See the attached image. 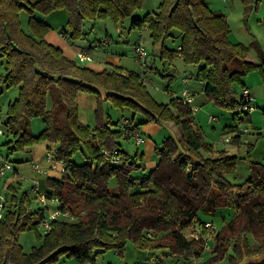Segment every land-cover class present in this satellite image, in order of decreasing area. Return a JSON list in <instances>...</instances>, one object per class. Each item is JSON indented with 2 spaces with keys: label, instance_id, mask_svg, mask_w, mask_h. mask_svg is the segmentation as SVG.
<instances>
[{
  "label": "trees",
  "instance_id": "obj_1",
  "mask_svg": "<svg viewBox=\"0 0 264 264\" xmlns=\"http://www.w3.org/2000/svg\"><path fill=\"white\" fill-rule=\"evenodd\" d=\"M258 1L242 0L245 7L251 5L255 10ZM142 3L0 0L2 82L6 89L18 91L1 121L4 136L0 142L5 139L3 146L10 154L42 142L56 144L55 160L64 164V172L47 180L45 192L47 198L59 200L61 211L73 217L51 221L50 230L40 237L41 244L24 253L17 243L18 234L37 233L45 211H27L28 198L13 197L15 209L0 220V264H54L62 256L76 264H96L109 250L122 256L128 242L140 251L160 250L161 255L179 258L183 264L194 256L202 258L200 264L223 259L227 264H264V164L249 160L244 182H231L228 175L236 174L238 157L217 151L204 141L189 106L175 98L158 103L137 73L124 74L120 68L96 73L78 66L45 40L51 27L35 17L65 11L66 25L59 34L73 44L87 35L86 22L122 24ZM21 12L27 16L29 33L22 28ZM130 26L147 29L152 46H160L162 56L179 57L186 65L198 66L196 79L215 105L227 110L240 107L248 117L240 98L242 79L257 72L264 83V51L256 43L251 45L261 60L257 63L247 46L231 42L225 16L212 11L205 0H161L153 17L147 14L132 19ZM175 37L180 39L177 48L165 49L164 42ZM99 90L106 93L113 107L129 110L132 116L122 115L121 122L113 123L108 116L105 119L99 101L95 125L80 122L77 96ZM137 114L142 117L138 122ZM33 118L42 121L37 135L30 127ZM123 119L138 128L168 123L178 132L177 139L166 137L154 147L156 165L139 179L133 173L142 169V154L136 151L130 156L123 149L122 143L133 141L130 132L122 129ZM230 131L234 132L232 141L239 145L245 133L236 125ZM103 151L117 152V164L105 161ZM78 152L84 155L82 164L73 161ZM225 208L233 210L230 219L222 217L216 225L213 218ZM195 221L215 226L211 252L202 242L186 238ZM161 255L149 262L163 264Z\"/></svg>",
  "mask_w": 264,
  "mask_h": 264
},
{
  "label": "rangeland",
  "instance_id": "obj_2",
  "mask_svg": "<svg viewBox=\"0 0 264 264\" xmlns=\"http://www.w3.org/2000/svg\"><path fill=\"white\" fill-rule=\"evenodd\" d=\"M209 8L218 13H222L230 27V34L228 36L229 40L236 43H242L248 45L252 42H256V45L264 49V3L263 0L258 1L257 10L253 6L245 7L242 0H205ZM161 0H143L142 7L137 10L132 18L126 19L122 24H114L110 20L97 21L94 24L91 22H86L84 25V31L87 32V40H80L75 42L77 48H72L74 43H69L66 45V50L68 52L65 56H69L70 60H73L78 66L88 67L90 64L105 66L106 63V52L115 51L119 54L121 63L120 69L127 70L129 72L137 73L139 76L142 72H146L145 68H142L140 64L133 57V47L136 44L142 45L147 53V62L151 64V60H154L155 69L146 72L145 84L149 94L158 103L166 104L171 98L176 94H180L183 90H187L193 95L195 94L196 101H193V105L198 108L196 112L193 113L194 122L198 130L202 133L203 139L206 143L211 144L213 148L217 151L224 150L228 154L235 155L238 157V168L234 175H228L231 182L235 184H241L248 176L247 163L248 161L259 162L264 164V134L262 136H256L258 132L264 133V83L261 76L257 72H252L242 79V84L247 88H250V92L253 94L254 98V110L249 112L248 117H244L241 113V108H235L234 110H227L215 105L211 100L203 94L202 88L197 89L196 84L199 82L196 79L198 66L186 65L183 63L181 58H160L161 47L152 46V42L147 29L131 28L132 19H143L144 16L149 14L151 17L157 12V8ZM253 5V4H252ZM251 6V7H250ZM35 17L46 22L50 27L51 31L59 34V31L66 25V13L63 10L56 11L51 14L41 15L35 14ZM20 19L22 23V28L24 32L29 33L27 27V16L24 12L20 13ZM46 37V36H45ZM109 39V45L104 46V42ZM92 41L93 48L90 52V60L85 62H80L77 57V52L79 47L87 48L89 43ZM180 39L175 37L174 39H168L164 42L165 49L174 50L179 45ZM60 44V40H57ZM72 45V46H71ZM107 50V51H106ZM253 50V48H252ZM63 53L65 51H62ZM255 55V54H254ZM68 58V57H67ZM108 66V65H107ZM167 73L169 76L164 75ZM4 59L0 58V117L4 118L7 106L12 102L18 94L17 88L12 87L6 89L3 82L2 76H4ZM145 75V74H144ZM183 78H188V80L194 81L189 85L183 83ZM169 86V87H167ZM168 89V90H167ZM102 91V90H99ZM103 92V91H102ZM101 92V93H102ZM199 95H198V94ZM103 94V93H102ZM82 98L97 99L100 101L103 112L110 115L111 122L118 123L121 122V115L132 116L129 110H119L111 105L109 100L100 94L96 93H83ZM194 98V99H195ZM81 99V98H80ZM98 106V105H97ZM97 108V107H96ZM80 116L84 117L88 112L85 107V103L82 104L80 101ZM209 116L216 118L215 121L209 122ZM239 117L238 118L236 117ZM142 119L140 115L135 116V121L138 122ZM35 121L38 125V133L42 130V121L40 118H33L31 120ZM159 131L155 136H152L151 142L159 144L166 137H169L171 133L170 129L175 134V139L178 137L177 129L172 125L163 127L160 124ZM234 125L238 126L239 131L245 130V135L241 140L239 145L235 144L232 139L234 137V132L230 131V128ZM222 139H229L231 142L222 143ZM144 141L139 146V151L144 149ZM138 149V148H137ZM136 146L133 141L130 142L126 153L133 156L136 152ZM23 152L4 154L6 160L13 164L24 162L25 157L22 156ZM84 155L81 152L76 153L73 157V161L77 164H82ZM145 171L142 169L133 173L136 179L144 176ZM115 181L110 183L113 189ZM137 189V186L135 187ZM30 191V190H29ZM30 197L33 194L30 191ZM230 200H233V193L228 194ZM7 203V202H6ZM9 203V202H8ZM11 203V201H10ZM36 206V202H33ZM47 213H53L56 210V205L48 201ZM5 207H9L6 206ZM12 205L10 204V208ZM233 210L230 208H225L217 213V216L213 218V222L218 225L221 222V218L224 220H229L232 215ZM215 231L211 234V241L209 247L212 248L213 239ZM43 232L41 228L35 231H23L18 234L17 243L21 246L24 253L31 251L33 247H37L41 244V236ZM187 239H190V230L186 231ZM251 240H253L250 237ZM253 242L251 241V244ZM199 249V247H198ZM156 254V253H155ZM161 255V252H160ZM146 253L143 251L135 249L130 242H128L124 248L122 256L117 255L115 251L109 250L105 252L101 257L96 260V264H122L126 262L127 264H135L137 261L143 259ZM163 256V255H162ZM205 257V256H204ZM203 257V258H204ZM171 258V259H175ZM162 259V258H161ZM151 260V259H150ZM164 260V259H163ZM162 260V261H163ZM54 264H76L72 259L65 258L64 256L59 257ZM137 264V263H136ZM167 264H172L167 262ZM216 264H227V260L223 259Z\"/></svg>",
  "mask_w": 264,
  "mask_h": 264
},
{
  "label": "crops",
  "instance_id": "obj_3",
  "mask_svg": "<svg viewBox=\"0 0 264 264\" xmlns=\"http://www.w3.org/2000/svg\"><path fill=\"white\" fill-rule=\"evenodd\" d=\"M256 10H257V8H256ZM84 38H85L84 40H87L86 36ZM45 40L48 43L52 44L53 46H55L57 48H60L62 51H65L63 53L64 55L68 52V50H66V48H65L66 45L68 44V41L66 39L60 37L58 32L55 33V32L50 31L46 35ZM57 40H60L61 43L58 44ZM236 43H239V42H236ZM255 43L256 42H252V43H250L248 45H245V44L244 45L247 46L250 49L254 61L257 62V63H260L261 62L260 58L257 56L255 50L254 49L252 50V48H251L252 47L251 45H253ZM108 45L109 44H105V42H104V46H108ZM72 48H77V46H75V43L72 46ZM92 48H93V45H92V41H91L86 49L82 48V47H79V51L77 52V54L78 53H85V54H88V56H89L90 55L89 51ZM261 50L264 51V49H262V48H261ZM105 54H106L105 55L106 59H105L104 63H106V64H105L104 67L101 66V64L98 65V66L94 65V64H90L86 68H89V69H91L92 71H94L96 73H100V72H102L104 70L105 71H115L116 69H119L120 63H121L119 54H117L115 51H112V52H108L107 51ZM67 57H68V59L71 58L69 56H67ZM89 58H90V56H89ZM160 58H162V59L163 58H168V56H162L161 53H160ZM85 61H89V60H85ZM85 61H83V62H85ZM145 69H146V72L149 71V70L155 69V65H154V60L153 59L151 60V64H148V62L146 63ZM122 70H123L124 74L129 72V71L124 70V69H122ZM263 70H264V65H263ZM146 72L145 71L143 72L145 74V76H146ZM164 75L169 76L167 73H165ZM2 79H3V76H2ZM182 81H183V83L185 85H189L192 82H194V81L188 80V78H183ZM196 86L197 87H195L193 89H195L197 91V89L202 88L201 92L203 93V83L199 81V82H197ZM243 86H244V88H247L244 84H243ZM247 89L249 91H251L250 88H247ZM101 92L102 91H99L97 94H100L101 96L106 97V93L102 92L103 93L102 94ZM82 95H83V93H80L77 96V98H76V102H77V105H78V117H79V120L83 124L88 125L90 127H93L95 125V123H96L95 112L98 109V107H100V106H97L98 105L97 99L95 100V99L91 98V100H90L88 97L87 98H82L81 97ZM194 96H195V94H194ZM194 96H193V101H196V98ZM104 100L105 99H102L100 101H104ZM80 101H82V104L85 103V107H86V109L89 112L82 118L80 116L81 113H80V110H79ZM101 108L103 109L102 105H101ZM107 116L110 118L109 114H107ZM124 117H128V116L124 115ZM110 120H111V118H110ZM1 121H2V119L0 117V123H1ZM160 125L163 126V127H165V126L167 127L170 124L166 123V124H160ZM158 126H159L158 124H154V123L141 126V131L143 132V135H144V141L146 142V144L144 145V149L142 151H139V146H136L134 144L136 146V149L138 148L136 151H138L140 154H142V161H141L142 170L145 171L142 174L148 173L156 165V158H155V156L153 154V151H154V147L156 145H158V144L152 143L150 138L152 136H155L157 134V132L160 130ZM30 127H31L32 133L34 135H37L40 132L39 131L38 133H35V131H37V129H38L37 128L38 125H37V123L35 121H32V124L30 122ZM169 132L171 133L170 136L175 138V134H174V132L171 129H170ZM4 141H5V139L3 138V140L0 142V161L1 160H6V159H4L5 158L4 154H10L6 150L7 148L5 146H3ZM130 142H131V140H126L124 143H122L123 149L127 150V148L130 145ZM48 147H56V144L50 143V142H42V143H40L38 145H35L34 147L25 149L23 151V153H22L23 154L22 156L25 157L24 162L13 164V169L14 170L12 172H8L2 178V180L0 182V193L6 199V202H7L6 206H9V207H6L5 213L8 210H14L15 209L14 208L15 202L12 200V198L15 197V198L19 199V197H21L22 195H25L28 198L29 202H30V206L28 208H26L27 211L33 210L35 208H42V206L39 205V203L35 199V195L33 193L34 184H36L42 191H46V190H48L47 180L49 178L58 177L57 173L47 172V170L49 169V165H48V163L45 160V152H46V149ZM32 163H37L39 165V167L42 170L45 171V173H41L40 174V173L34 172L32 170V168H31V164ZM29 190L33 194V197H30V195H29L30 191ZM10 201H11V203H10ZM33 202H36V206H34ZM10 204L12 205L11 208H10ZM143 252L146 253V256L143 259L137 261L136 262L137 264H144L143 261H145V262L148 261L147 264H151V262H149V261H151L150 259L154 258V256H158L160 254V252H162V251H160V250H145ZM115 253L117 254L116 251H115ZM162 258L164 259L163 260V264H167L168 261L171 262L172 264H183V261L181 259L175 258L173 260L171 258H174V257H170V256H168L166 254H163ZM122 264H127V263L123 262Z\"/></svg>",
  "mask_w": 264,
  "mask_h": 264
},
{
  "label": "built area",
  "instance_id": "obj_4",
  "mask_svg": "<svg viewBox=\"0 0 264 264\" xmlns=\"http://www.w3.org/2000/svg\"><path fill=\"white\" fill-rule=\"evenodd\" d=\"M264 3V0H263ZM60 37L64 38V36L60 35ZM107 41H105V44H109V39L106 38ZM179 49V48H178ZM133 57L135 60L140 64L142 68L146 67L147 63V57L148 53L146 49L139 44H136L133 47ZM77 57L80 62H83L85 60H90L88 54L85 53H78ZM140 78L142 81L145 82V75L142 72L140 75ZM193 96L189 91L183 90L180 94H176L173 98H175L178 102L182 103L183 105H187L190 107L192 113L196 112L198 110L197 107L193 105ZM241 103H242V108L244 111L251 112L254 110V98L252 93L247 89L243 88L241 91ZM216 118L213 116H209L208 121L212 122L215 121ZM122 126L123 130L125 132H130L131 134V139L134 141V144L136 146L142 144L144 142V135L142 134L141 128L135 127L132 121L129 119H123L122 120ZM245 133L246 131L243 130L241 131ZM4 136V130L3 127L0 123V140ZM222 143H230L229 139H222ZM55 149L56 147H48L45 152V160L49 165V169L47 172H52V173H57V174H62L64 172V164L62 162L56 161L55 160ZM117 152H115L113 155L110 154L108 151H103V159L107 162L117 164L118 158H117ZM31 168L34 172L36 173H45L44 170H42L37 163H32ZM13 165L11 162L8 160H1L0 161V182L2 178L8 173L12 172ZM33 193L35 195V199L39 203V205L42 206L44 209V216L40 221V228L43 233H46L50 230V225L51 221L56 220L58 218H66L68 220L73 219L71 214L68 211H61L59 209V206L61 205L59 200L56 198H47V194L45 191H42L36 184L33 186ZM53 202L56 205V210L53 213H47V208H48V201ZM5 204H6V199L5 197L0 193V220L3 219L4 214H5ZM190 239H193L195 241H200L204 245L205 250L210 251L211 249L209 247V243L211 241V234L216 230L215 226L210 223V222H205V223H199L197 221L193 222L192 225L190 226ZM206 232V233H204ZM187 238V236H186ZM195 253L198 252V249L196 248L194 250ZM202 261V258L200 257H191L189 260L186 262V264H200Z\"/></svg>",
  "mask_w": 264,
  "mask_h": 264
}]
</instances>
